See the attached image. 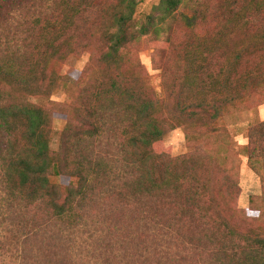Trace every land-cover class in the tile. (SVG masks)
<instances>
[{
  "label": "trees",
  "instance_id": "trees-1",
  "mask_svg": "<svg viewBox=\"0 0 264 264\" xmlns=\"http://www.w3.org/2000/svg\"><path fill=\"white\" fill-rule=\"evenodd\" d=\"M182 2L159 0L138 23V0L97 15L95 0H0V264H264V122L242 146L262 181L255 217L236 208L221 133L231 107L264 102V0H219L210 14L178 12ZM174 21L206 29L173 43ZM146 35L172 47L167 96L143 94L126 67ZM84 52L79 78L65 81L62 65ZM69 82L67 101L31 100ZM55 112L66 117L56 133ZM176 126L192 148L171 157L155 144ZM218 135L217 148L197 146Z\"/></svg>",
  "mask_w": 264,
  "mask_h": 264
},
{
  "label": "rangeland",
  "instance_id": "rangeland-1",
  "mask_svg": "<svg viewBox=\"0 0 264 264\" xmlns=\"http://www.w3.org/2000/svg\"><path fill=\"white\" fill-rule=\"evenodd\" d=\"M159 0H138L135 17L138 23H142L145 16L148 14H156L155 6ZM192 1V2H191ZM115 0H95V8L92 13L95 15L101 11L106 12ZM219 0H183L182 4L178 8V12H191L192 8L198 5H206L209 9H204L206 14H210L212 9L218 5ZM192 6V8H190ZM214 22L212 16L206 21ZM171 29H166V35L169 34L170 40L173 43L183 39L184 36L202 33L204 32L205 24H198L193 30L189 31L184 29V26L178 21L171 22ZM92 28L86 26L84 34L86 38L91 34ZM169 32V33H168ZM91 41L97 43L94 39ZM173 57L172 47L169 46L168 41L164 38V35L159 38L153 36H144L137 45V48L131 51L126 58V67L130 68L132 75L138 78V89L145 95H153L154 92L160 93L167 96L168 93L163 91L161 82L164 77L160 74L163 66H170ZM89 53L84 52L77 58H69L62 65L60 73L73 80L79 78L84 67L88 64ZM96 64L92 65L91 70L96 69ZM169 81V79H166ZM68 90L65 84L60 85L54 93L48 97H34L31 100L40 105L47 104L48 100L57 102H63L69 100V95L73 96L76 91V86L72 82L68 83ZM73 88V89H72ZM70 93V94H69ZM72 93V94H71ZM72 97H70L71 99ZM252 105L250 108L242 105L231 107L228 114L225 116V130L221 133H226L229 136V156L233 159L236 167V177L238 185V196L236 198V208L245 212L249 217L257 216L258 212L251 209L249 199L251 196H258L262 194V181L259 176L253 172L247 165V158L243 154L242 146L247 142L245 137L247 129L257 123L264 122V102H259ZM168 106L169 103L163 104ZM66 122L64 114L55 112L51 121V128L56 133L60 131ZM222 135H218L215 139L209 142L199 140L197 146H203L206 148V144L209 147L217 148L221 141ZM52 150L58 148L56 141V135H53L50 143ZM191 143L186 138V132L183 128L176 126L174 129L168 130L164 133L162 139L155 144V149L159 152L167 153L171 157H179L181 155L191 152ZM49 180L51 183L65 185L68 183V178L65 176H50ZM241 223V222H240ZM246 226V225H245Z\"/></svg>",
  "mask_w": 264,
  "mask_h": 264
}]
</instances>
